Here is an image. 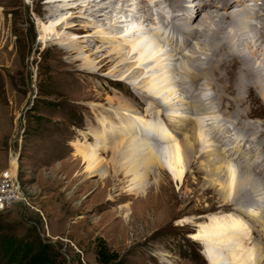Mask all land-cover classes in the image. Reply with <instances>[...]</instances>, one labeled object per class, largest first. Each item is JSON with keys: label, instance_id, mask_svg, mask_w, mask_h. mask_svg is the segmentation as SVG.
I'll use <instances>...</instances> for the list:
<instances>
[{"label": "rangeland", "instance_id": "1", "mask_svg": "<svg viewBox=\"0 0 264 264\" xmlns=\"http://www.w3.org/2000/svg\"><path fill=\"white\" fill-rule=\"evenodd\" d=\"M73 1L75 2L73 3ZM73 1L55 0L54 9H52L48 5V0H0V48L3 47L0 54V172L9 166L11 160L16 163L17 159L18 180L23 185L25 196L23 202H17L13 209L0 214V264H16L5 253L3 241L8 236L19 240L36 238L48 243L58 253L62 264H99L96 258L98 238H102L108 248L117 252L118 258L126 264H209L202 253L204 244L194 242L191 237L192 234L199 232V227H193V229L187 227L185 229L180 224L185 223L184 221L195 215L203 216L211 213L210 215L213 216L214 213L220 211H234L238 205H241L243 209L239 215L248 221L249 231L254 232V238L258 241H264V227L261 222L246 216L248 211L251 212L250 205L257 208L261 216L263 215V197L262 202L258 201L254 195L243 194L238 200L239 203L237 202L235 205L226 204L221 196L205 198L200 192L203 191L204 187L198 189L194 182L195 177L191 174L190 181L185 187L188 191L185 196L190 197V203L185 206L184 211L182 210L180 214H176V209H180V206L183 208V204L175 203L172 208L174 212L172 218H167L164 223H160L154 233L135 232V224L122 219L119 213L111 212V210L118 209L119 205L124 202V200H116L119 198V194L117 186L114 184L108 187L112 191L106 195L102 191L98 192L95 187L89 188L87 184L82 185L80 189H75L80 182H74L73 177L78 171L82 172L85 167L83 157L78 154L77 149L81 142L94 144L95 140L91 142L87 139L90 136L85 138V132H88L90 125L93 128H101L99 122L102 115L100 104L108 105V97L122 96L134 103L139 111L147 115V118L152 116L153 120L156 121L155 117H161L164 122L162 124L166 127L170 126L172 130L178 132L181 140L191 134L192 128L194 129L199 121L202 122L201 128L203 127L207 139L212 136L216 139L219 138V144L224 149L222 154L227 155L225 157L230 161L232 160L231 163L243 172L246 171L245 173L252 174L254 177L257 176V179L260 178L261 180L264 177V171L259 173L260 167L251 169L242 165L253 163L254 158L244 160L245 156L238 151L241 156L239 161L231 159V157L237 158V155L227 154L225 150L227 146L233 145V141L224 143L222 139H230L237 132L243 134L244 131L239 130L240 128L243 129L241 127L243 122H254L256 130H258L256 137L264 139V106L261 100L257 99V95H259L257 90H249L248 88H241L237 91L230 90L232 86L237 85L234 77H231L233 83L224 85L225 82H218L215 79L217 76L213 74L203 75L197 80L199 85L211 78L214 82H209L215 83L216 88L225 94L224 98L219 97V100L222 105L227 103L226 106L230 112L227 113V109H224V112H219L215 107V102L213 105L208 103L201 107L186 105L189 111L186 116L191 115L192 119L187 123L179 122V118L177 121V118L171 116L174 114L172 109L166 106L169 100L171 101L167 90L159 93L156 98L157 103H155L148 94L152 95L156 92L148 91L150 88H147L149 85L145 84L144 79L146 77L150 79L153 75L161 76L160 85L164 87L172 83L173 87L176 88L174 91L177 90V96L183 98V94L179 90L180 87L177 85L178 81H182L183 78V69H181L180 64L183 61V55H190L191 60L195 63L196 60H200L198 57L206 56L202 55L201 52L193 55L190 51L191 47H195L199 41L196 38L193 39L189 51L185 50L181 55H178L179 58L172 65L173 69L166 65L168 55H163L164 57L160 60L161 63L163 62V67H158L154 61L148 66L138 68L135 64L137 57L133 61L124 63L131 42L121 38L113 39L106 32L112 31L110 25L115 22L116 18L130 19L132 17L139 18L135 19V24L131 25L129 30L127 27H123V29L112 31L110 34L127 35L132 33L136 27L143 28V31H149L154 24L148 21L143 22L144 19L141 17L147 11L135 12L134 7L141 0L121 1L115 5L118 6L122 3L125 6L129 5L130 8L125 10L127 13L109 11L110 16L106 14L107 17L102 19L97 17L98 11L96 9L103 4V0H92V4L88 5L87 10L75 8V5L84 4L85 0ZM67 2H71V4L67 5ZM165 2L162 5H165L171 16L170 0ZM213 2L215 3L217 0H213ZM187 4L199 7L196 0H189ZM57 7L64 9L57 10ZM230 7L232 6H228L226 10L220 12L213 9H207L206 12L218 19V16L231 14L228 12ZM201 11L199 10L200 13L197 12V15L193 17L186 9L184 14L182 11L183 16L180 18L183 20L186 17L187 19L184 21L188 20L189 22L193 20L191 25L199 27L200 24H203L204 18ZM156 13L158 12L155 11ZM62 15L64 20L69 21V25L77 24L80 29L74 32L66 31V26L62 25V27L60 26L61 29L58 30L59 34L43 38L42 25L50 24L51 20ZM170 16L165 15L164 19L169 21ZM196 17H198L197 20H195ZM156 18L157 22H160L159 16ZM219 22L223 24V18ZM162 23L164 24L163 19ZM215 23L216 21L211 19L210 26L215 27ZM186 25L191 26L187 21ZM230 25L232 29L236 28L234 21ZM208 28L209 26L205 27V29ZM225 31L227 29L223 30L224 34ZM139 35L137 32L133 37L136 38ZM149 35L147 37H151V34ZM73 41H78L76 42L77 51L70 53L68 50ZM141 46L139 44L134 50L140 49ZM152 46L150 45V49L153 48ZM121 47L124 49L120 50ZM167 47L166 45L163 46L164 49L161 54L166 53ZM185 47L187 46L185 45ZM235 48L245 50L244 47L237 45ZM195 49L199 50L198 46ZM221 55L223 56L222 51H218L210 56L216 59L219 56L222 57ZM100 59L103 60L102 63H99ZM107 61L111 62L108 67L105 66ZM225 62L232 65L231 68L234 73L238 71V67L241 65L238 59H225ZM118 64L122 67L120 72H112L115 65ZM205 72L207 71L205 70ZM222 72L220 70V74ZM85 74H88L89 77ZM106 75L110 79L106 80ZM253 75V73L249 74L248 78L255 79V75ZM126 76L129 78L126 79ZM118 79H123L124 82ZM190 82L191 80L189 82L182 81L183 86H189ZM124 85H128L129 90L126 91ZM204 88L206 93H212L210 84L205 85ZM145 91L147 92L145 93ZM239 92L240 95L244 94V97H241L246 98L244 102L239 103L237 101ZM216 95L217 92L214 91L213 97ZM187 96L192 99L191 96ZM176 103L179 102L176 101ZM231 104L232 106H230ZM145 109L148 111L146 112ZM195 110L197 111L195 112ZM204 110L208 112L205 113ZM201 111L202 113H200ZM178 113L183 114V111L179 110ZM212 116L215 119H212ZM242 118H245L243 122ZM212 122H214L213 126ZM170 128L168 127V130ZM245 136L247 135L245 134ZM261 141L264 142V140ZM238 145L240 143L236 144L233 149L238 150ZM250 147L251 141L249 139L244 149ZM261 149L264 151V148ZM104 157L110 159L111 156L104 154ZM211 158L213 156L206 157L202 162L205 169L208 171L211 169L210 171L213 172H210L209 180L218 177V170L215 172L214 166L221 165V163H217L208 166ZM239 163L240 165H238ZM99 177L96 174L90 179L97 182ZM226 177V175L223 176L224 179ZM208 179L203 180L207 183ZM208 184L210 183L208 182ZM261 184L264 188L263 180ZM172 185L175 199H183L182 193L175 192L173 182ZM163 189L166 191L169 188L163 186ZM217 189L221 190V186ZM262 191L264 192V190ZM158 198L162 200V197ZM148 199H151L149 207L153 212L163 210L154 193H151ZM244 206L247 208L246 213ZM202 220L204 219L199 221ZM262 247L264 248V244ZM224 255L227 256V254Z\"/></svg>", "mask_w": 264, "mask_h": 264}, {"label": "bare ground", "instance_id": "2", "mask_svg": "<svg viewBox=\"0 0 264 264\" xmlns=\"http://www.w3.org/2000/svg\"><path fill=\"white\" fill-rule=\"evenodd\" d=\"M85 1L86 2L80 6L75 5V8H85V10H87L88 5L90 3L92 4V0ZM121 1L124 0H103V4L99 5L96 9L98 11L97 17L100 19L106 18V14H109L110 16V13H108L109 11H118V13L123 14L127 13L125 10L130 8L129 5L125 6L123 3L118 6L115 5L119 4ZM158 1L159 0H141L139 4L134 7L136 13L147 11L146 14L140 16L143 17V22L148 21L154 24L152 25V28L150 27L149 31H143V28L136 27L132 33H128L127 35L110 34L112 31L123 29V27H127L128 29L131 25H134L135 19L139 17H132L130 19L116 18L115 22L110 25L112 31L106 32L113 39L118 40L121 38L124 41L131 42L129 45L130 50L124 58V63L133 61V59L137 57V60L134 61L138 68L148 66L154 61H156L155 64L158 67H163V62L161 63L160 60L164 57L163 55H168L166 65L173 69L172 65H174L179 58L178 55H181L182 53V46L177 47L173 42L172 37H165V29L162 25L170 26L172 29L180 32L182 34L181 43L183 42L184 46H191L192 40L196 38L199 41L196 44L199 50L195 49L196 46H193L190 49L191 53L194 55L201 52L202 55L204 54L206 56L198 57L200 60H196L197 62L195 63L191 60L190 55H183V61L180 64L181 69H183L182 81L185 80V82H189L191 80L194 83V86L192 84L189 86H183L182 81H178L177 85L180 87L179 90H181V93H183V98L177 96V90L174 91L176 88L173 87L172 83H170L169 86L162 87V85H160L161 76L153 75L150 79L146 77L144 81H146V85H149L147 88H150V90L148 89V91L156 92L152 95L148 94L151 100L157 103L156 98L159 93L167 90L171 101L169 100L166 106L167 108L172 109L174 114L172 113L173 115L171 116L177 118V121L179 118V122L184 121L187 123L192 119L191 115H189V117L186 116L187 113H189L186 105H189L190 107H201L208 103L213 105L215 102V107L219 112H224V109H227V113H229L230 109L226 106L227 103L225 102L226 105H222L219 100V97H223L225 94L220 91L219 88H216V84L213 83L214 81L211 80V78L208 81H205L201 86H198L197 84L199 77L213 74L217 76L215 79L218 82L224 81V85L233 83L231 77H234L237 81V85L232 86L230 90L237 91L241 90V88L257 90L259 93L257 99H260L264 106V12L258 19H254L253 21H251V17L254 14L251 12H249L248 15L231 13L218 16V19H215L211 16V13L206 12L207 9H215V11L220 12L226 10L228 6H231V2L234 4V1L217 0V2L214 3L213 0H204V3H202L201 6L196 7L189 6L187 4L189 3V0H170L169 7L172 8V14L170 20L166 21L164 19V11L156 14L149 12L151 4L156 5ZM74 2L75 1H73V3ZM53 3H55V0H48V5L51 6L50 8L52 9H54L55 5ZM67 3V5L71 4V2ZM63 9L64 8L59 9L57 7V10ZM186 9L193 17L197 15L199 10H202L201 14L204 15L203 24H200L199 27L192 26L191 24L194 21L190 19L192 22H189L188 20L186 21L191 26H187L186 21H184L187 18L184 17L183 20L180 18L183 16ZM52 14L54 15V13ZM156 16H159L160 22H157ZM197 18L198 17H196L195 20H197ZM222 18L223 24H220L219 20ZM162 19L164 20V24L162 23ZM211 19L216 21L215 27L213 28L210 26ZM245 20L249 23H246ZM172 21H176V23H173ZM233 21L235 22L234 26H236L234 29H232V26L230 25ZM68 22L69 21L66 19L64 20L62 15L59 18L51 20L50 24H43V38L53 34H59L58 30L61 29L62 25L66 26V31L74 32L80 29L77 24L69 25ZM206 26H209V28L205 29ZM225 29H227V31H225L226 33L224 34L223 30ZM137 32H139L140 35L136 38L133 37ZM147 33L151 34L153 39L147 37V35L150 36ZM162 40H167V43L173 51L170 47H167L169 49L166 53L161 54V51L164 49L163 46H168V44L163 43ZM205 41L208 43L206 44ZM76 42L73 41L70 44L68 50L70 53L77 51ZM139 44L142 45L141 48L135 51L134 49L137 48ZM150 45H153L152 49H150ZM236 45L244 47L245 50L242 51L236 49ZM122 49L124 48L121 47L120 50ZM2 50L3 47L0 48V54ZM218 51H222V57L219 56V58L215 59L210 56L211 54H216ZM225 59H238L241 65L238 67L236 73L232 71V65L225 62ZM101 61L103 60L100 59L99 63H102ZM241 61L244 62L241 63ZM110 63L111 62L107 61L105 66L108 67ZM121 68L120 64L115 65L112 72H120ZM205 70L207 72H205ZM220 70L223 71L221 73L222 76ZM251 73L255 75V79L248 78ZM85 75L88 76V74ZM128 78L129 76H126V79ZM105 79L108 80L110 78L106 75ZM118 80L124 82L123 79ZM208 84L212 87L210 88L212 93H202L205 90L204 86ZM125 89L126 91L129 90L128 85L125 86ZM213 90L217 92V95L214 97ZM146 92L147 91H145V93ZM193 92L197 93L194 94ZM199 93H201L205 99H208L207 102H203L202 99L197 97ZM187 95L191 96L192 99H189ZM241 97H244V94L240 95L239 92L237 97L239 103L244 102V99H246ZM107 99L109 100L108 105L100 104L102 110V115L99 118L101 128L97 129V126H95L97 128H93V126L90 125L88 127V132H85V138L86 136H90V138L87 139L91 140V142L92 140H95L94 144L81 142L77 149L78 154H81L83 157L82 159L85 167L82 172L78 171L74 175L73 181L80 182L75 189H80L82 185L87 184L89 188L95 187L98 192L102 191L105 195L112 191V189L108 188L111 184L117 186L116 188L118 189L119 198L116 200H124V202L119 205L118 209L111 210V212L119 213L122 219L135 224V232L154 233L160 223H164L167 218H172L174 213L172 208L175 203L183 204V208L180 206V209H176V214L182 213V210L184 211L185 206L191 201L190 197L185 196L186 193H188L185 187L190 181V174L195 177L194 182L198 186V189L204 187L203 191H200L202 197L217 198L221 196L224 202L230 205L237 204L243 194L254 195V197L258 198V201L263 200L262 197L264 198V192L262 190H264V188H262L261 181H264V177L262 180L259 178V180L257 179V176L254 177L252 174L245 173L246 171L243 172L239 167H236L235 164L231 163L232 160L230 161L225 157L227 155L222 154L224 149H222V145L219 144V138L216 139V137L212 136L207 139L204 134L205 132H203V127L201 128L202 122L200 123L199 121V123L194 126V129L192 128L191 134L187 136V138L181 140L177 134L178 132L176 133V131L172 130L170 126H168L170 128L168 130V127L162 124L164 122L161 117H155L156 121L155 119L153 120L152 116L147 118V115L139 111L134 103L122 96L108 97ZM176 101L179 103H176ZM230 106H232V104ZM215 107L213 106V108ZM179 110H182L183 114L178 113ZM147 111L148 110H146V112ZM196 111L197 110H195V112ZM204 112L207 113L208 111L204 110ZM200 113H202V111ZM208 116L210 117L211 115ZM213 118L214 117L212 116V119ZM245 118H242V122ZM225 120L227 121V119ZM242 125L243 126L241 127L243 129H238L243 130V134L237 132L234 133L233 137L230 139H222V142L224 143L227 141H233V145L227 146L225 152L227 154L231 153L237 155V158L231 157V159H240L239 157L241 156L238 151L243 153V156H245L243 158L244 160L254 158L253 163L242 165L248 166V168L251 169L260 167L259 173H263L264 151L261 148H264V142L261 140L264 139H258V137H256V135H258V130H256L254 122H243ZM245 134L247 136H245ZM249 139L251 141V147L245 150L244 146ZM235 143H240V145H238V150L233 149L236 145ZM247 151L248 153H246ZM104 154H110V159L104 157ZM210 156H213V158L210 159L211 161L207 164L208 166H213L217 163H221V165H216L214 166L215 170L213 169L215 172L218 170V177L209 180L208 178L213 172L210 171L211 169L209 171L205 169V165H203L202 162L206 157ZM238 165H240V163ZM96 174L100 176L99 180L97 182L91 181L90 177ZM225 175L227 176L226 179L223 178ZM203 179H208L207 183H205ZM172 182L175 186V192L182 193L183 199H175L174 190H172ZM208 182L210 184H208ZM163 186H167L169 189L165 191ZM220 186L221 190L217 189ZM151 193H154L157 197V200L163 209L162 211L153 212L149 207L151 199H148V197ZM158 197H162V200ZM136 200L139 201L137 202ZM245 200L247 199L245 198ZM245 206L244 212L246 213L247 208ZM250 206L249 208H251V212L248 211L246 216L252 217L255 221H260L264 227V213L261 216L260 211L257 208ZM241 207V205H238L234 211H220L214 213L215 215L213 216L210 215L211 213L203 216L195 215L190 218L191 220L188 219L187 221H184L185 223L180 224L185 229L187 227L192 229L193 227H199V232L197 234H192L191 237L194 242L204 244L202 253L208 260L209 264H264L262 263L264 260V248L262 247L264 241H258L253 236L254 232L249 231L250 227L248 221L239 215V213L243 212L241 211L243 210ZM200 219L204 220L199 221ZM92 230H94V228H92ZM224 254H227V256Z\"/></svg>", "mask_w": 264, "mask_h": 264}, {"label": "trees", "instance_id": "3", "mask_svg": "<svg viewBox=\"0 0 264 264\" xmlns=\"http://www.w3.org/2000/svg\"><path fill=\"white\" fill-rule=\"evenodd\" d=\"M5 253L16 264H62L58 253L48 243L36 238L18 239L6 237ZM96 258L99 264H126L118 258L117 252L111 251L102 238L96 242Z\"/></svg>", "mask_w": 264, "mask_h": 264}, {"label": "built area", "instance_id": "4", "mask_svg": "<svg viewBox=\"0 0 264 264\" xmlns=\"http://www.w3.org/2000/svg\"><path fill=\"white\" fill-rule=\"evenodd\" d=\"M23 191V185L18 180L17 159L16 163L11 160L9 166L0 172V214L13 209L17 202H23Z\"/></svg>", "mask_w": 264, "mask_h": 264}]
</instances>
